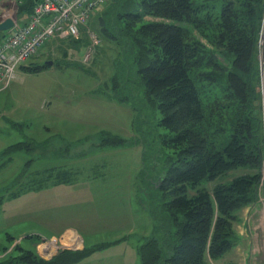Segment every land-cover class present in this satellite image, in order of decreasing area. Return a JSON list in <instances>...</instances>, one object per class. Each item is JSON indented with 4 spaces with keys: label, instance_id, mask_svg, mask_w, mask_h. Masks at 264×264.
<instances>
[{
    "label": "rangeland",
    "instance_id": "374dc122",
    "mask_svg": "<svg viewBox=\"0 0 264 264\" xmlns=\"http://www.w3.org/2000/svg\"><path fill=\"white\" fill-rule=\"evenodd\" d=\"M112 3V0H104L81 24L77 37L51 39L25 63V68L33 71L34 68L47 67L45 61H51L52 64L48 65L51 76L47 79H86L78 85L82 88L79 91L82 96L77 93L55 100L54 89L45 92L46 95L42 93L39 85L43 78L39 77L25 79L23 84L0 92V264H63L65 259L73 261L72 264H95L96 260L102 261V254L106 252H94L121 242L137 248L141 236L152 231L153 221L135 193L140 185L139 171L142 167V160L137 155L141 157L142 149L148 153L155 151L156 160L161 161L163 154L159 151L158 137L153 139L149 134L148 144L140 134L142 128H148L146 123L151 124L147 116L144 117L145 122L138 118L140 102L137 97L140 94L135 88L138 85L129 84L137 103L123 100L128 96L125 91L127 79L137 78L130 71L129 75L126 74L128 77L122 74L121 69L128 63L120 52L123 47L112 40V36L120 35L121 38L123 34L118 32L117 22L108 20L111 18L106 15ZM26 7L25 4L21 7L16 3L1 2L0 18L3 14L24 21L29 15ZM258 16L257 36L249 35V45L256 44V49L248 61L256 71L252 79L257 89L261 117V177L252 200L237 212L233 221L231 240L235 245L221 257L212 259L211 264H264V0ZM141 20L158 19L142 15ZM253 27L251 24V29ZM193 32L206 46H210L196 30ZM217 57L227 63L221 55ZM44 98L51 101L50 105L45 107V101L40 103ZM66 100L70 102L66 104ZM62 117L68 124L77 117L83 122L77 121L80 126L73 132L63 131ZM100 131H108L117 137L116 145L109 147L124 148L107 150L79 161L66 159L68 153L77 156L78 153L101 151L105 147L101 139L106 133ZM125 142L131 143L125 145ZM162 150L171 153L167 147ZM107 157H128L130 160L129 163L115 165L118 168L116 177L106 176L101 180L98 173L110 166ZM51 160L52 163H45ZM154 160L149 159V163ZM150 167L151 164L146 171ZM60 171L66 173L64 182ZM54 172H58L60 180L51 188V176H47ZM69 173L78 174L73 179ZM68 183L84 191L86 196L82 203L74 205L73 201H68V196H61V190H54L69 188ZM112 183L119 187L111 189L116 194L108 192ZM89 189L97 195L91 197ZM131 193L134 207L140 213L133 226L128 224L130 218L127 221V211L131 216L133 209L131 199L130 203L127 202ZM68 224L81 226L86 233L66 226ZM80 250H84L85 256H81L84 253L76 254L82 253ZM21 253L26 255L23 261L18 259Z\"/></svg>",
    "mask_w": 264,
    "mask_h": 264
},
{
    "label": "trees",
    "instance_id": "16d2710c",
    "mask_svg": "<svg viewBox=\"0 0 264 264\" xmlns=\"http://www.w3.org/2000/svg\"><path fill=\"white\" fill-rule=\"evenodd\" d=\"M38 1L17 4L30 13ZM112 1L106 15L123 34L112 40L123 47L128 63L121 71L137 78L127 79L123 100L140 102L138 118L145 122L147 116L151 124L140 134L148 144L149 134L158 137L163 154L157 161L155 151L141 153L135 193L154 223L138 241L139 263L211 264L235 245L233 221L252 200L261 177L256 71L248 59L256 49L249 35L257 36L263 0L260 5V0ZM142 15L158 20L144 22ZM129 84L138 85L137 101ZM105 133L102 146H115L117 137ZM60 172L64 182L66 173ZM58 175L47 176L51 185ZM23 254L18 259L23 261Z\"/></svg>",
    "mask_w": 264,
    "mask_h": 264
},
{
    "label": "built area",
    "instance_id": "2783aa9c",
    "mask_svg": "<svg viewBox=\"0 0 264 264\" xmlns=\"http://www.w3.org/2000/svg\"><path fill=\"white\" fill-rule=\"evenodd\" d=\"M19 0H0L17 4ZM104 0H39L24 21L0 37V91L16 80L18 68L49 40L77 37L79 28ZM6 16L2 14L0 22Z\"/></svg>",
    "mask_w": 264,
    "mask_h": 264
},
{
    "label": "crops",
    "instance_id": "0c3cea01",
    "mask_svg": "<svg viewBox=\"0 0 264 264\" xmlns=\"http://www.w3.org/2000/svg\"><path fill=\"white\" fill-rule=\"evenodd\" d=\"M0 35H1V33H0ZM41 62H44V61H41ZM50 72L51 71H50L48 65H47V67L41 68L39 70L31 71V70L25 68V63H24L23 65H21L18 68L17 79L15 81H13L8 87H6L5 89H3L1 91L3 92L6 90H9L16 84H23L25 82V79H31V78H38L39 77V78H43V83L41 85H39V87L42 90V93L44 95H46L45 92L50 91V89H52V91H53V89H54V92H56L54 99L55 100H62L65 97H69L72 95H76L77 93H80L79 91H81L82 88H79L78 85L80 84L81 80H83V81L86 80V79H73V80H70V79H47L51 76ZM80 95H81V93H80ZM49 97H51V96H49ZM66 101H67L66 102V104H67L69 100H66ZM43 102H44V104H43ZM40 103L46 107L47 105H50L51 101H49L47 98H44L42 101H40ZM41 104H40V108H41ZM61 116H63V115H61ZM77 121L83 122L81 119H79V117H77V118L71 120L70 124H68V122L66 121V118L62 117L61 122L64 123L63 131H71V132L75 131L80 126L79 124L76 123ZM100 132H108V131H100ZM130 147H126V148H130ZM135 147L136 146H133L132 148H135ZM94 148H96V147H94ZM121 148H124V147H121ZM121 148L109 147V146L107 147L106 146L104 148H101V151H99V152H98V150H93V152H88L86 154L85 153H78V154H76L77 156H73L74 154L69 155V153H68V155L66 156V159H72L75 161H77V160L79 161V160H84L85 158H88L90 156H93V157L97 156V153L102 152V154H103L104 151L111 150V149H121ZM68 157H70V158H68ZM137 157H139L141 159V157L139 155H137ZM95 158H97V157H95ZM102 158H103V156H102ZM107 158H108L107 164H109L110 166L108 167V169H106L104 167L105 170L98 173L101 176L100 177L101 180H104L107 177H116L117 176L116 172L118 171V168H115V167H117L115 165H117L118 163H122V162L123 163H129V160H130V158H128V157H111V158L107 157ZM45 163L46 164L52 163V160L46 161ZM31 167H32V165H31ZM133 169H135V168H133ZM108 171L111 172V174L108 175L107 174ZM70 174H72L71 177L73 179H75L74 175H76L78 173H70ZM130 178H131V176H129V179ZM63 184L64 183H62V185ZM67 185L70 187L69 188L54 189V190H61V192H62L61 196L62 197H64L65 195L68 196V198H69L68 201L69 202L73 201L75 203L74 205L82 203V201H84L83 199H85V196H86V194H84V191H82L80 187H74V184H72V183H68ZM90 186H92V185H90ZM51 188H54V185H51ZM113 188H119L117 183H112L109 185V189H108L109 194H116L115 192L111 191V189H113ZM46 189H48V188L46 187ZM46 192H49V191H46ZM75 192H77V193H75ZM88 194H90L91 197H94L97 195V193L93 192L91 189H89ZM132 195H133V193H131L130 198H129V195L127 197V202L130 203V199L132 202V206L131 205H129V206H131V208H133L131 216H130V213L127 211V215H128L127 221L131 220V222L128 224L129 225L132 224V226H133V225H135V222L137 220L135 217H139L140 213L134 207L135 205L133 202ZM80 198H82V200H79ZM94 202H97V200H94ZM92 203H93V200L91 198L90 204H92ZM129 218H130V220H129ZM66 226H68L72 229H78L82 233H86L85 232L86 230L81 226L72 225V224H68ZM87 233H90V232L88 231ZM112 244H115V245H112V246L105 248L103 250H98V251L93 253V254H97V253L101 254L103 252H106V253L102 254V255H104V258L102 259V261L101 260H96V261L94 260L96 262L95 264H107L105 261H108V264H112V262H114L115 264L117 262H119L120 264H138L139 258H138V254H137L135 246H133L132 244H129L128 242H121L118 244L112 243ZM118 247H119V249H114V248H118ZM103 262H105V263H103Z\"/></svg>",
    "mask_w": 264,
    "mask_h": 264
},
{
    "label": "water",
    "instance_id": "95a60500",
    "mask_svg": "<svg viewBox=\"0 0 264 264\" xmlns=\"http://www.w3.org/2000/svg\"><path fill=\"white\" fill-rule=\"evenodd\" d=\"M14 25V20L11 17L5 18L3 21L0 22V31H6L10 29ZM45 64L51 65V61H46Z\"/></svg>",
    "mask_w": 264,
    "mask_h": 264
}]
</instances>
